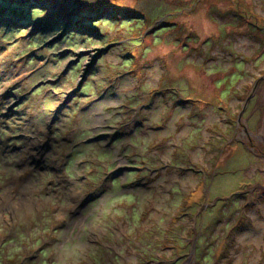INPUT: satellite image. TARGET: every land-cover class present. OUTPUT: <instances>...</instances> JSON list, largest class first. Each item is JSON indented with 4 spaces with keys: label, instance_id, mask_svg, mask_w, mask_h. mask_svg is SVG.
Wrapping results in <instances>:
<instances>
[{
    "label": "rangeland",
    "instance_id": "374dc122",
    "mask_svg": "<svg viewBox=\"0 0 264 264\" xmlns=\"http://www.w3.org/2000/svg\"><path fill=\"white\" fill-rule=\"evenodd\" d=\"M264 0H0V264H264Z\"/></svg>",
    "mask_w": 264,
    "mask_h": 264
},
{
    "label": "trees",
    "instance_id": "16d2710c",
    "mask_svg": "<svg viewBox=\"0 0 264 264\" xmlns=\"http://www.w3.org/2000/svg\"><path fill=\"white\" fill-rule=\"evenodd\" d=\"M263 46H264V43H263Z\"/></svg>",
    "mask_w": 264,
    "mask_h": 264
}]
</instances>
